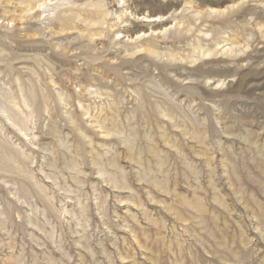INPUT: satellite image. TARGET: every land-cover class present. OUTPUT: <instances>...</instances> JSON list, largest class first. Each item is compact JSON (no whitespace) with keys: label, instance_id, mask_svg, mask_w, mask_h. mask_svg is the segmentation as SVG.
<instances>
[{"label":"rangeland","instance_id":"1","mask_svg":"<svg viewBox=\"0 0 264 264\" xmlns=\"http://www.w3.org/2000/svg\"><path fill=\"white\" fill-rule=\"evenodd\" d=\"M0 264H264V0H0Z\"/></svg>","mask_w":264,"mask_h":264},{"label":"bare ground","instance_id":"2","mask_svg":"<svg viewBox=\"0 0 264 264\" xmlns=\"http://www.w3.org/2000/svg\"><path fill=\"white\" fill-rule=\"evenodd\" d=\"M148 17V16H147ZM206 34V33H205ZM130 37V36H129ZM147 48V47H146ZM150 48V47H149ZM148 48V49H149ZM207 49H209V48H207ZM150 50V49H149ZM210 50V49H209ZM127 51V50H126ZM142 51H143V49H142ZM144 51H145V49H144ZM157 51V50H156ZM211 51H214V50H211ZM145 52H148V50L147 51H145ZM155 52V51H154ZM208 52H210V51H208ZM156 53V52H155ZM209 54V53H208ZM156 55H158V54H156ZM161 55V54H160ZM176 58V57H175ZM189 58H190V56H189ZM172 59V58H171ZM191 59V58H190ZM195 59V58H194ZM199 59V58H198ZM174 60V59H173ZM100 170V169H99ZM118 179V178H117Z\"/></svg>","mask_w":264,"mask_h":264}]
</instances>
